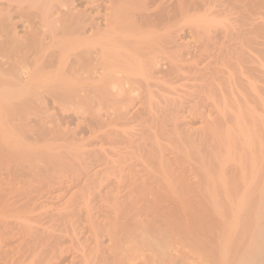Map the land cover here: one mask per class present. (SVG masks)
Wrapping results in <instances>:
<instances>
[{
  "label": "bare ground",
  "instance_id": "6f19581e",
  "mask_svg": "<svg viewBox=\"0 0 264 264\" xmlns=\"http://www.w3.org/2000/svg\"><path fill=\"white\" fill-rule=\"evenodd\" d=\"M167 1L169 0L165 2ZM175 3H177L176 7L170 8L171 10H167V5V8L165 7V10L160 12L158 20H153L155 17L151 20V16L147 13L151 14L150 10L152 9L149 8L150 12L147 13L135 12V9L138 8L140 11L142 8L143 11L146 10L149 4L148 0H108L107 4L105 0H0V151L2 152H0V159L3 161L5 155L7 157L4 156L6 158L4 160L12 159L13 161L15 153H17L16 156L18 157L19 154L20 161L16 157L18 160L14 161L16 165L18 162H23L24 157L29 156L32 151L36 150L35 155L32 153V156L29 157L40 155L39 144L42 141L47 144L46 140L48 139L43 140L42 135L38 134L29 136L31 141L26 137L29 134H25L27 131H24L26 126L23 124H26L24 123L25 116L30 113L26 114L24 111L29 108L25 105L31 99L30 96L37 95L36 93L40 89H44L48 95H51L53 103L59 104L63 98L61 95H57V91L66 89L65 92H68L69 86L71 94L75 90L77 92L75 96V93L72 95L75 99L68 95L77 103L75 110L72 109L77 118L80 113L79 108L81 110L82 105L87 104L86 102L98 106L102 112V114H95L94 119H90L91 121L84 119L83 122L85 120L87 122H79V124H84L80 130L84 129L87 132L91 130L92 136H88L91 138V140L88 139V142L90 141L89 143L93 147L88 142L86 143L87 140H82L83 142L79 143L75 141V143L73 140L76 137L71 139L70 170L71 168H79L78 172L81 170V173L76 176L73 170L75 177L70 176V182L75 183L73 186L83 185L85 189L86 186L90 187L91 185L96 191L97 186L102 187L104 183L110 184L112 180L123 187L124 180L128 176L132 180L136 176L141 179L144 176L157 179L160 176L165 177L163 175L166 171L163 168L164 172L160 168H156L160 169V174L157 176L158 170L153 169L146 162L150 157L161 161V140H165L175 149L185 152L186 156L188 155L187 157L195 162L196 165L193 164L194 162L192 163L195 168H205L206 171L215 170L217 163L214 157L221 148L224 147L226 151L230 152L237 147L234 141L236 132L243 140L246 134L252 131L262 133L258 147L264 154V116L259 115L253 107L254 102L251 101L248 91V84L251 81H257L262 76L259 75L258 68L252 69L249 65L251 63L261 65L264 62V46L263 41H260L264 35V29L261 32V22L259 23L260 20H257L261 18L260 13L258 12V14L256 12L258 10H254L263 9L264 0H177ZM83 4L86 10L85 8L84 11L76 9L78 5ZM104 8L108 12L105 11L103 15L102 9ZM241 9L245 12L248 11L247 15L242 13ZM250 11L259 15L258 18L254 14L251 15ZM200 13H203L207 18H220L222 25L219 31L217 27L214 30L216 36H212V29L208 27H203L202 30L200 28L192 29V36L194 35L196 38L203 32L201 34L203 36H199L203 38L202 41L196 40L198 43L196 47L200 49L199 53L193 55L192 51L190 52V43L182 41L184 27L182 28V25L178 27V23H184L189 17L191 19L197 15L199 17ZM249 13L254 22L248 15ZM15 17L20 20L14 21ZM102 18L106 28H103L99 21ZM21 22L26 23L24 25L30 31L27 37L20 36L18 32V24ZM140 26H144L143 29ZM159 27H163L162 30L167 34L163 36L158 34L159 36L151 37L144 42L127 40L130 30L135 31L136 35L140 32L152 33L156 31L160 33ZM251 35L255 37L253 36L251 39ZM200 41L203 42V45H200ZM153 49L155 50L153 51ZM160 52L165 54V59L170 63L169 69L165 67L167 70L164 69L163 64H160V61L156 60ZM71 56H75V58L71 60ZM8 59H12L13 63L7 61ZM6 64H9L8 67H4ZM156 72L163 73V76L156 77ZM180 80H185L187 83L182 88L175 87L176 82ZM258 98L261 100V96ZM40 101L45 108L41 105L45 110L43 113L45 116L39 121L52 122V119L49 118L53 116H50L48 113L50 110L46 109L50 106L49 102L42 98L37 103ZM147 101H150L149 105H147ZM144 103L148 107L144 108ZM65 111L63 110V112ZM56 117L54 116V118ZM247 119H251L250 125L247 124ZM56 120L57 118L53 122L60 124L57 122L59 119ZM69 122L67 123L69 124ZM55 123L54 126L59 128L61 124L57 126ZM198 123L205 124L206 128L196 129L195 126ZM79 124H77L78 129L82 126ZM46 126L48 127V125ZM54 126L50 127L52 134ZM75 129L77 131V128ZM26 130L32 131L30 128ZM56 130L58 131V129ZM40 132L44 134V130ZM68 132L70 133V130ZM54 134L52 137H57ZM60 135L63 134L60 133ZM68 135L71 136V134ZM60 138L63 140L61 136ZM65 138L67 139L66 136ZM249 140L251 139L245 141L243 146H247ZM26 146L30 147V150L25 149ZM155 147L158 149L155 150ZM257 152L255 155L251 153L253 155L251 159L258 153V156H264ZM13 153L14 155H11L13 157L9 159L8 157ZM27 153L30 154L27 155ZM44 153L41 154L49 157L46 155L48 153ZM244 155H242L244 162H242L243 159L240 161L243 163L240 170L243 173V175L241 173L244 177L243 180H246L247 176L244 173L247 169L246 165L248 166L249 162H253L254 159L250 160L248 159L250 155ZM191 159L189 160L191 161ZM257 159L260 160L261 157ZM255 161L257 162L256 159ZM63 162L65 161L63 160ZM262 166L264 167V164ZM263 167L258 169L262 170ZM7 168L5 167L4 171ZM33 168L30 171H33ZM94 168L97 170H93ZM2 169L0 168V171ZM10 169L8 168L13 172L15 167L13 170ZM70 172L72 173V171ZM13 174L14 172L11 175ZM36 174L39 176L40 173ZM17 178L18 182L22 177L17 175ZM53 180L48 181V184L45 183V185L42 182L39 183V189H41L40 185L45 186H41L42 188L47 187L45 190L41 189L42 192L39 195H37L38 188H34L36 191L32 188L35 194L32 192L33 190H31L32 193L27 191L31 196L18 193V190L26 189V187L22 188L23 186H20L19 182L20 189L16 190L14 186L12 187L16 190L14 193L9 182L10 189L13 191L9 189L10 193H8L9 196L7 194V198H10L8 200L4 198L7 203H2L0 199V249L3 250H0V260L3 261V264H92L94 262V254L92 255L90 252L89 254L83 245L85 243H81L84 227L82 228L80 223L82 220L85 221L81 220L84 215L83 208L81 209L77 202L74 204L75 206L78 204L79 208L68 204L64 207H57L54 200H60L61 195L57 194V191L62 193L63 189L60 182L58 184ZM136 180L138 181L137 178ZM95 184L97 185L94 187ZM141 184L143 183L141 182ZM127 186L124 188H132L128 184ZM1 187L3 189L5 186ZM80 190L83 188L81 187ZM32 194L35 195V198L32 197ZM95 194L98 193L95 192ZM95 194L94 196L98 197ZM113 197L112 199L115 200ZM40 200L51 202L52 205L43 207L45 204L42 206ZM117 200L116 196L115 201ZM88 204L90 203L88 202ZM260 234V237L263 236L262 245L259 244V247L254 249L260 251L257 253L254 251L257 256L251 259L252 264H264V255H262L264 254L262 252L264 251V232H260ZM250 237V243H247L249 246L254 235H250ZM244 244L246 245V243ZM243 247L245 246L243 245ZM257 248L259 249L257 250Z\"/></svg>",
  "mask_w": 264,
  "mask_h": 264
},
{
  "label": "rangeland",
  "instance_id": "374dc122",
  "mask_svg": "<svg viewBox=\"0 0 264 264\" xmlns=\"http://www.w3.org/2000/svg\"><path fill=\"white\" fill-rule=\"evenodd\" d=\"M148 1H149V4H148L149 7L147 6L146 10L143 11V8H142L140 11V8H138V9H135V12L147 13V12L151 11V14L147 13L149 16H151V20L153 17H155V18H153V20H156V19L158 20V18H159L158 16H159L160 12L163 9L165 10V7L167 5H168L167 6L168 8L166 7L167 10L168 9L171 10L170 8L176 7V4H177V3H175L177 0H169L170 2L169 1L165 2L166 0L165 1L164 0H162V1L161 0H148ZM105 2L107 4L108 0H105ZM161 2H163V3H161ZM169 3L170 4L172 3L171 6ZM84 8H85V5L83 4V5H78L76 9L83 10ZM149 8L152 10L149 11ZM261 9L262 8H260V10H259L257 8L254 10H258L256 12L260 13V14L259 13L258 14L260 15L261 18L259 17L260 19H257V20H260L259 23L261 22L260 25L262 28L261 29V32H262V30L264 29V7L262 10ZM85 10H86V8H85ZM105 11L108 12L107 9H105V8L102 9L103 15L105 14ZM247 12L242 10V13L246 14ZM251 12L252 11H250V13ZM250 13L248 15H250ZM252 14L257 16V14H255L254 12L251 13V15ZM251 15H250V17H251ZM194 16H196V15H194ZM258 16H257V18H258ZM248 17L249 16H247V18ZM213 18H210V17L207 18L206 16L204 17L203 13H200L199 17H198V15H197V17H194L192 19H191V17H189L188 19H186L187 21H184V23H182V22L178 23V27H181V25H182V28L184 27L183 28L184 33L181 36L182 41H183V43H186V42H187V44H188V42L190 43L189 48H190V52L192 51L193 55H197L199 53L198 50H200V49L197 48L196 46H198L197 41L198 42H199V40L202 41L203 38H201V37L203 35H201V34L203 32L200 31L201 37H199L200 36L199 35V36H197L198 38H196L194 35L192 36V32H191L192 29L194 30L196 28H200V30H202L203 27H208V28L212 29V36H214V35L216 36L217 34H214L215 33L214 30H216V27H217V30L219 31L220 27L222 25L221 24L222 22H220V20H219L220 18H214V19ZM251 19H252V17H251ZM19 20L20 19L18 17H15L14 21L17 22ZM246 20H248V19H246ZM99 21H100V23H102L101 24L102 27L106 28V24H105L104 19L103 18L99 19ZM252 21L254 22V19H252ZM22 23L23 22L18 24V32H19L20 36H26L27 37L29 35L30 31L26 28V26H25L26 23H23V24ZM176 23H177V21H176ZM256 23H257V21H256ZM179 24H180V26H179ZM142 27H144V26H142ZM142 27L140 26L141 29H143ZM159 28H160V33L156 32V31H154L152 33L151 32L150 33H148V32L141 33L140 32L139 34L137 33V35H136L135 31L130 30L127 34V37H128L127 40L132 41V42H134L135 40L144 42V41L150 39L151 37L159 36L158 34H160L161 36L167 34L166 31L162 30L163 27L162 28L159 27ZM133 30H135V28H133ZM155 30H156V28H155ZM163 32H166V33L162 34ZM129 35H130V37H129ZM254 35H251V39H253ZM262 35H260V36H262ZM193 39H195V40H193ZM261 39L262 40H260V41L261 42L263 41V46H264V35L261 37ZM182 41H181V43H182ZM195 41H196V44H195ZM200 45H203V42H201ZM263 46H262V48H263ZM154 50L155 49H153V51ZM184 53H185V51H184ZM165 57H166L165 54H162V52H160V53H158L156 60L160 61V64H163L164 69L167 70V69H169L168 66L170 67V63L168 60L165 59ZM74 58H75V56H71V60ZM13 59L15 60L16 57L14 56ZM7 61L13 63L12 59H10V60L8 59ZM9 62H7V63H9ZM263 63L264 62H262L261 65L259 63H256V64L251 63L249 65L252 69L258 68L259 75H262V76H260L257 81H254V80H256V79H254L253 80L254 82L251 81V83L248 84V91L250 93V98H251V101L254 102L253 104L255 105V106L253 105V107L256 109L258 114L262 115V116H264V111H263L264 110L263 109V103H264V64ZM8 65L6 64V66H4V67H8ZM253 66H254V68H253ZM260 66H261V68H260ZM165 67H167V69ZM261 69H263V70H261ZM162 74L163 73L159 74L158 72H156V75L155 74L154 75L156 77H159ZM254 76H256V75H254ZM261 77H263V78L261 79ZM185 83H187V81L180 80V81L176 82L175 87L182 88V86ZM68 89H67L68 92H65L66 89L57 91L58 92L57 95H59V96L61 95V97L63 98L61 100V102L62 101L63 102L62 103L60 102L61 104L60 103L59 104L53 103L51 95L50 94L48 95L47 91H45L44 89L38 90L39 92L36 93L37 95L32 94V96H30L31 99H33V100L31 101V99H29V102H27L26 103L27 105H25V107H29V108H27L29 110L24 109L26 114L30 113V114H27V116H25L24 123H26V124H23V125L26 126V128L24 127V129H25L24 131L25 132L27 131V132L26 133L24 132V133L29 134V135H26V137L29 138V141L32 140V139H30V137L33 135L34 136L36 134H38L40 136L42 135L41 137L43 140H45V138L48 139V140H46L47 144L43 141L41 142V144H39L40 146L41 145L42 146L41 147L39 146L40 155L38 154V156L29 157V156H32L31 155L32 153H34V155H35L36 150L34 152L32 151L31 154L27 153V155H29V154L30 155L24 157V159L22 156L21 158L23 159L22 160L23 162H20L21 165L19 162L18 163L16 162L17 164L15 165V162H14L15 160H17V158L19 160V158H20L19 154H18V157L16 156L17 153H15V155H14V153L10 154V156L8 158L10 159V157H13L11 155H14L15 160H13V161H12V159L11 160H4V159H6L5 157H7V156L4 155L5 156L4 157L2 155L4 159H3V161L0 159V161H2V162H0L1 163L0 168L1 169L3 167L7 168V166H8V168L10 169L11 167L14 166L15 169L13 172H14V174L16 172L15 175L13 174L14 177H12L13 175H11V174L13 172L9 171L8 168L5 169V171L3 168L1 170L3 173L0 171V177L2 178V179L0 178V182H1L0 183L1 184L0 185V194L3 192L0 195V199H1L2 203L3 202L7 203L6 200H8L10 198V197L7 198V194L10 193V191H12L11 189H13L12 188L13 186H14V189H16V190H18L17 188L20 189V186H23L22 188L26 187V189L30 188L27 190L25 188L24 189L21 188L22 189L21 191L18 190V193L21 192V194L25 195V194H29L31 192V190H33L34 188L37 189L39 187L38 186L39 183L41 184V182H42L45 185V183L48 184V181H52L54 178H56L53 181L57 182L58 184L60 182L63 190L66 188L64 191L62 190V193L61 192L58 193L59 190L57 191V194L61 195V198L58 201L54 200V202L56 203V206L57 207H60V206L64 207V205L66 206L67 204L69 206H75V204L77 202L79 204L80 208L81 209L83 208V214L84 215L81 218V220L84 219L85 221L82 220L80 223L82 228L84 227V233H82V235H81L83 237V238H81V243L82 242L85 243V244H83V243L82 244L85 245L88 253L90 252L92 255L94 254L93 259H95V260H93V261L94 262L97 261V262H95V263L93 262L92 264H252L251 259L253 257H256L257 256L256 253L258 251H260V250H258L259 248H257L258 251L254 250V249L257 246L259 247V244H261V239L263 240V236H261L262 238L260 237V235H261L260 232L261 233L264 232V231L263 232L260 231L261 229L264 230V167L262 166V164H264V162H263L264 156H258L259 155L258 152H260V149L258 147V146H260L259 139H260V135L262 133L252 131L249 134H246V136L244 137V140H243V138L236 132V134H235L236 138L234 141H235V146H237V147L233 148V150H231L230 152L226 151V148H224V147L221 148V150L218 151V153L215 155V157L213 156L214 159L216 160V163H217L215 170H213V171L212 170L206 171V170H204L205 168L204 169L203 168L198 169L197 167H196L197 168L196 169L195 168V165H196L195 162L192 161L191 158H188L187 157L188 155L186 156L185 152L183 153L180 150L175 149V147L170 145L167 141L161 140L160 141V149H162L161 150L162 151L161 152V155H162L161 161H159L158 159H155L153 157H150V159L148 158L146 160V162L153 169L160 168L162 172L166 171L167 174L162 173V174H164L163 176H165V177L162 178V176H160L157 179L155 177L149 178L147 176L146 177L144 176V178L141 179V178H139V176H136L138 181L141 180L138 182L136 180V178L133 179L136 181H133L132 179L129 178L130 176H128L126 174L128 176V178L125 179L126 181L124 180L123 184H125L126 186L128 184L129 187H132V188H130L131 190L129 188H124V187H126L125 185L123 187L118 185L116 182H113L114 180L110 181V184L108 183L109 185L108 184L106 185V183H104L102 187L97 186L96 191L93 187H91V185H90L91 189L89 186H86L84 189L83 185L79 186V187L73 186V185H75V183L72 184V182H70L71 181L70 176L75 177L76 174L81 173V170H80V172H78L79 168L78 169H72L71 168V170H70V157L69 156H70V148H71L70 144L72 145L71 139L73 140V138L76 137L75 140H73V142L76 141L78 143L82 140L83 141L87 140L86 143L88 142V139L91 140V138L88 137V136H92L91 130H88V132L84 129L80 130L84 124H79V122L85 123L87 121H91L94 119L95 114H102V112H100L98 106H96L94 104H90V102H89V104H88V102H86L87 104L85 103L86 104L85 106L83 104L82 105L83 107H81V110L79 108L80 113L78 114V118H77V116H75V114H74V110L77 106L76 105L77 103L74 100L75 97L72 96L74 93H75L74 94V96H75L77 92L75 90L71 94L70 93V86ZM62 91H64L65 94ZM68 95L71 96V98L73 97L74 99H71ZM260 96H261V100H259V98H258ZM65 97H66V99H65ZM39 98L41 100H42V98H43V100L45 98L49 102V103L48 102L47 103L50 106H48L46 109H48V111L50 110V112H48V113L50 114V116H53L52 118H49L50 120L52 119L51 120L52 122L47 121V123L49 122L50 124L44 123L46 121H43V120L39 121L40 119H42V117L45 116V115L43 116V113L45 110H43L44 107L41 104L42 102L40 101L39 102L40 104L37 103V101L40 100ZM147 102H146V104H147ZM149 103H150V101L148 102L147 105H149ZM146 104L144 103V106H143L144 108L148 107V106H145ZM41 105L43 108L41 107ZM38 106H40V107H38ZM72 109H74V110H72ZM63 110H66V111L63 112ZM37 112H39V113H37ZM91 112H93V113H91ZM39 114L40 115L42 114L41 117H39L40 116ZM83 114H85L86 117ZM24 115H25V113H24ZM80 115H81V117H79ZM54 116L55 117L57 116L56 118H57V120L59 119V121H57V120L56 121L60 122L61 125L59 123L57 124V123L53 122L54 119H56V118H54ZM71 116H74V117H71ZM70 117L73 119L71 120ZM34 119L36 120V122H34L35 121ZM60 119H62L61 121L64 124L61 123ZM63 119H65V120H63ZM84 119H86L87 121L85 120V122H83ZM250 120L251 119L246 121L248 125H250V123H251ZM42 121H43V123H42ZM67 122H69V124ZM51 123H52V125H51ZM54 123H55V125H57V126L60 125L61 127L59 126V128L58 127L56 128V126H54ZM77 124H79V126L80 125H82V126H80L78 129ZM42 125H43V127H42ZM46 125H48V127ZM1 126H2V124H1ZM53 126H54V128H53L54 130L52 129V132L54 131L53 134L55 133L54 135L57 136L55 138H53L54 137L53 134L50 133L51 128ZM27 128L32 129V131L26 130ZM65 128H66V131H64ZM75 128H77V131ZM195 128L196 129L206 128V125L202 124V123H198L195 126ZM56 129H58V131ZM73 129H75V130H73ZM43 130H44V134L47 131L49 132V133H46L45 137H44L43 132H40ZM69 130H70V133L68 132ZM78 130H80V131H78ZM86 132H87V134H86ZM60 133L63 134V135H60L63 138V140L59 136ZM48 134H50V135H48ZM68 134H71V136L73 135L74 137L72 136V138H71V136ZM64 135L67 137V139L66 138L64 139V137H65ZM81 136H83L84 138H82ZM56 139H58V140H56ZM233 139H234V137H233ZM248 139H251V140H249L250 142H248L247 146L244 145L245 148H242V147H244L243 146L244 142L248 141ZM28 143H30V142H28ZM44 143H45V145H44ZM75 143H73V144H75ZM89 144L91 145V143H89ZM94 145H96V144H94ZM27 147L28 146H26L25 149L30 150V147L29 148H27ZM55 147H57V148H55ZM91 147H93V146L91 145ZM96 148H98V147H96ZM157 149L158 148L155 147V150H157ZM243 149H245V150H243ZM47 150H48V152H47ZM52 150H54V151L52 152ZM56 150H58V151L55 152ZM62 150L64 151L63 152L64 154L61 152ZM255 150H257V151L259 150L258 152L256 151L258 153V155H256V156H257V158L261 157V159L258 160L255 156L254 158L252 157V159L257 160V162L256 161L254 162V160H253V162L256 164H254L253 162H251L252 163L251 164L249 162V165L247 166L246 165L247 163L246 162H245L246 164L244 163V165H246V168H247L245 170L246 172L243 171L245 173V175L247 176V177H245L246 180L244 179L245 180L244 181L243 180L244 177L242 176L243 175L242 170H240L241 169L240 166H242L243 165L242 162H244V158L242 157V155L248 154V155H250V156H248V159L252 160L251 156H253V155L251 153L255 152ZM39 151H37V152H39ZM49 151L51 152L50 154H49ZM42 152L48 153L46 155L49 157H46L43 154H41ZM256 152L253 154L255 155ZM65 153H66V155H65ZM4 154H6V153H4ZM51 155H52V157H51ZM260 155H264V154L261 153ZM244 156L246 157V155H244ZM38 157H41V158H38ZM27 158H29V159H27ZM60 158H62V159L64 158L63 160L65 162H63V160ZM189 159H191V161ZM37 160H38V162H36ZM241 160H242V162H240ZM250 160H248V161H250ZM261 160H263V161H261ZM3 162H4V164H3ZM6 162H7V164H6ZM46 162H48V163H46ZM192 163L195 165H193ZM11 164H12V166H11ZM17 165H18V167H17ZM22 165H24L23 167H26V168H23V167L20 168V166H22ZM30 167H32V168L34 167L33 171H30V169L32 170V168H30ZM78 167H80V166H78ZM259 167H263V169L259 170L258 169ZM13 168H11V169L13 170ZM18 168L21 169V175L20 176H19L20 169H18ZM27 168H30V169L27 170ZM162 168L164 171L162 170ZM17 169L19 170V173H18ZM49 169H50L51 173L48 172ZM160 169H156V170H158L157 176H159V174H160L159 173ZM22 170H24L25 173ZM73 170H74L75 174H74ZM93 170H95V168ZM93 170H92V173H93ZM40 171H42L43 173ZM45 171H47V172H45ZM70 171H72V173ZM38 172L40 173L39 176H38V174H36ZM92 173H91V175H93ZM241 173H242V175H241ZM73 174L75 176H73ZM9 175H10V177H9ZM17 175L20 178L22 177L21 179L19 178L20 180L18 181L20 183V186L18 185V182H17V179H18ZM241 176H242V178H241ZM159 178H162V179L159 180ZM10 179H11V181H10ZM13 180H15L17 183L15 182L16 183L15 184ZM130 180H132L133 182L132 181L130 182ZM7 182H8V184H7ZM9 182L11 184V189H10ZM141 182L143 184H141ZM21 183L22 184L24 183V184L22 185ZM131 183L133 185L135 183V185L131 186ZM70 184H72V186H70ZM97 184H95L93 186L95 187ZM1 186H5V187L2 189ZM41 186L45 187L43 185H40L41 189L45 190L47 188V187L42 188ZM68 186L72 189V193H71V189ZM104 186H105V188H104ZM81 187L83 188V190H80ZM87 187H89V188H87ZM68 188H69V190H68ZM100 188H101V190L102 189L103 190L101 191ZM4 189L7 190L6 193H5ZM9 189H10V191H9ZM14 189H13V191L15 193L16 190H14ZM41 189L37 190V192H38V194L36 192L37 195H39V193L42 192ZM92 189H94V190H92ZM123 189H127V190H123ZM34 190L32 192H34ZM91 190H92V192H91ZM142 190H143V192H142ZM27 191H29V193H27ZM64 192H66V193H64ZM95 192L98 194H95ZM34 194H35V192H34ZM71 194H73V195H71ZM86 194H89V195H86ZM94 194L97 195L98 197L94 196ZM29 195L31 196V194H29ZM8 196H9V194H8ZM116 196L118 199L117 201H115ZM32 197L35 198V195H33ZM112 197L115 200H113ZM4 198H6L5 201H4ZM40 201H41L42 206L45 204L43 207H48V206L52 205L51 202L50 203L45 202L46 200H44V202H42V200H40ZM40 201H39V204H40ZM70 201L72 202L71 204H73V205L70 204ZM74 202H75V204H74ZM88 202L90 204H88ZM85 203L88 205H86ZM78 204L75 207L79 208ZM46 205H48V206H46ZM86 208L89 211L85 210ZM250 235L251 236L254 235V239H253V241H251V244L249 246V244H247V243H250V241H249L251 239ZM82 239H83V241H82ZM244 243H246V245ZM243 245L245 247H243ZM65 246H67V245H65ZM10 247H12V246H10ZM78 248L79 247L77 246V249ZM0 250H2V249H0ZM254 251H256V253ZM262 252H264V251H262ZM262 255H264V254H262ZM262 255H258V256H262ZM0 264H3V261H1ZM253 264H255V263H253Z\"/></svg>",
  "mask_w": 264,
  "mask_h": 264
}]
</instances>
